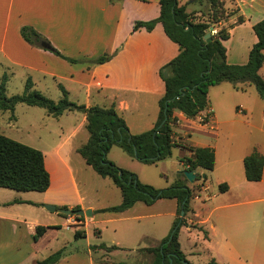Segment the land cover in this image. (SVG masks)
I'll list each match as a JSON object with an SVG mask.
<instances>
[{"label": "crops", "instance_id": "crops-1", "mask_svg": "<svg viewBox=\"0 0 264 264\" xmlns=\"http://www.w3.org/2000/svg\"><path fill=\"white\" fill-rule=\"evenodd\" d=\"M142 1L147 3H141L138 0H0V65L12 70H15L14 67L20 69L22 80L31 79L34 88H39L37 90L44 94L51 86L59 88L62 93L61 84L68 91L69 98L78 104L109 107L115 103L118 112L124 117L133 133L149 130L158 120L160 99L165 93V83L160 76V69L179 54L180 47L168 37L161 22L157 23L151 31L145 28L134 31V18L142 16L144 18L142 20H150L160 14L159 0ZM180 4H188V11L200 10L203 7L196 0L191 2L180 0ZM226 7L238 10L235 15L217 26L220 28L231 25L229 27L230 37L223 40L227 48V62L245 64L249 60L252 46L258 41L253 26L264 18V0H228ZM150 9L152 11L146 14ZM239 15L244 16V22L237 23ZM25 25L36 29L65 57L81 60L95 58L103 53L113 54V56L110 60L100 64L71 62L44 48L41 44L37 46L26 41L21 34V28ZM119 39H124L126 46L129 47L125 48V45L121 44V52H115ZM259 73L264 78V64ZM6 79L10 80V76H6ZM241 85L243 88H236L230 82H222L210 87L209 105L196 117L191 118L181 111L176 112L178 123L174 127V139L180 144L178 148L182 149L181 158L192 155L187 148L189 146L213 147L216 153L215 167L217 166L216 138L221 127L218 119V106L221 107L227 103L230 105L229 110L231 111L227 119L222 120V123L226 125L232 126L233 120L236 121L242 114H249L253 118L258 111L254 106L258 104L261 105L259 113L264 118V98L260 96L253 84ZM212 88H218L216 92L219 93V100L217 102L210 98ZM238 93L249 94L250 97L237 101ZM66 114L75 118L71 125L60 127L62 134L50 146L51 148L46 150L40 148L44 153L46 167L51 175L49 188L44 192H39L40 195L29 197L19 193H8L9 200H4V206L24 204L38 206L42 203L40 207L43 208L42 210H47L43 204L69 208L80 206L82 209H91L93 215L96 210H99L94 208L95 206L90 202H86V197L81 192L80 184L74 175L80 171L76 168L82 164L80 156L83 158L78 148L89 138L86 114L66 111L60 116ZM203 119H207L208 123L204 124ZM226 137L229 139L230 133L227 132ZM116 146L111 148L108 158L118 166L137 173L136 164L138 163L136 162L141 161L130 156L119 146L117 148L122 153L114 151ZM255 148L264 156V144H250L248 140H245L235 149L231 147L229 159L225 157L222 163L225 166L228 165L231 170L235 162L244 167V158ZM83 160L85 161L84 158ZM180 164L182 168L179 170L183 171L184 164L181 160ZM200 172L207 175L209 171L200 170ZM225 181H229L228 178ZM71 186L73 191H69ZM236 186L240 190L236 200L223 198L219 204L215 205L216 209L221 208L223 212L218 222H215L212 227L208 225L212 211L208 216H204V208L196 204L197 200H201V196L199 194L195 196L191 202L194 212L188 214L186 228L192 232L196 241L201 243L202 251L213 249L214 238L217 237L235 238L242 242L247 240L252 245L254 263L264 264V172L260 181L242 179L236 183ZM203 188L208 189L205 185L202 186ZM4 192L0 191L2 194H5ZM72 192L76 194V197L69 195ZM214 197L217 201L220 195L214 194ZM15 200L24 202H14ZM249 204L253 206L242 207ZM238 207H241L243 212L240 217L234 216L231 211ZM12 208L0 209V237L8 233L9 237L18 235L22 239L25 232L24 243L27 244V248L23 249L20 243L16 245L10 240L1 243L0 261L3 262L0 264L27 262L34 264L36 262L37 248L44 239L51 236L49 234L54 230L49 228L38 241H35L33 234L37 225L70 229L68 217L63 216L64 223L42 224L35 218L29 224L26 220L18 218L17 210ZM177 209L178 202L175 198H161L152 204L137 202L122 213L131 212V217L138 220L144 218L152 220L150 221V233H155L158 229L159 234L147 235L145 239L160 242L170 233L177 216ZM91 219L93 216L80 221L86 227ZM195 221L207 230L208 237L205 236L203 230L193 227ZM180 243L182 247L181 240ZM115 245L121 247L120 250H129L117 243ZM120 250L109 253L113 255ZM89 255L92 257V253ZM11 260L13 262H5ZM92 263L94 264L93 260L89 258V264Z\"/></svg>", "mask_w": 264, "mask_h": 264}, {"label": "trees", "instance_id": "trees-1", "mask_svg": "<svg viewBox=\"0 0 264 264\" xmlns=\"http://www.w3.org/2000/svg\"><path fill=\"white\" fill-rule=\"evenodd\" d=\"M227 1L196 0L203 7L200 10L188 11V4L181 5L180 0H159L161 9L158 17L135 22L134 31L141 28L151 31L157 23L161 22L168 37L180 47L179 54L160 69V76L165 83V93L160 99L158 120L149 130L133 133L124 117L118 112L115 103L109 107L78 104L69 98L68 91L61 84L62 97L56 101L40 90L34 89L31 79L26 81L22 94L12 96L7 94L6 75L0 83V108L2 110L14 112L17 104L24 103L45 108L48 114L54 117L66 111L86 114L89 138L78 148V151L86 163L100 176L111 178L122 193L120 204L96 210L97 212H122L140 201L152 204L161 198L177 200V216L170 233L157 246L140 248L154 253L152 264H192L181 247L180 229L188 225L187 216L194 212L191 205L192 199L198 195L197 193L208 179L207 175L204 177L200 170L207 172L215 168V149L213 147H187L192 155L184 156L180 160L184 164V170L195 171L196 181L191 184L183 170L179 172L176 182L165 188H157L142 182L135 172L122 168L110 160L108 153L113 146L117 145L130 156L147 164H156L171 156L173 148L180 145L174 139V127L178 123L176 112L181 111L187 117H196L209 105L210 87L222 82H230L236 88H243L241 84H253L260 96L264 98V78L259 73L264 64V18L253 26L258 41L252 46L249 60L245 64L227 62V48L223 40L230 37L229 27L231 25L220 27L215 34L212 33L210 37L205 38L210 26L216 28L221 22L238 12L235 8L228 9ZM244 21V16L239 15L237 23ZM21 34L26 41L37 46H41L42 41L50 43L29 25L21 28ZM48 50L71 62L80 61L65 57L52 45ZM111 58L112 55L106 53L92 62L100 64ZM244 167L247 180L260 181L264 172V156L255 148L244 158ZM50 184L51 175L46 167L43 151L0 133V188L23 192H44ZM219 189L222 192L227 191L228 183H221ZM14 202L24 201L15 200ZM72 209H81V207L75 206ZM182 211L185 212L184 216H182ZM61 214L68 217V215ZM77 218L84 220V217L80 215H77ZM54 227L56 226L37 225L33 239L38 241L49 228ZM199 228L208 237L207 230L203 227ZM74 235L76 238L86 237V231L76 230ZM120 249L122 248L117 245L108 246L105 243L90 245L94 261L129 264L114 260L109 253ZM65 255V248H61L43 259L36 260L34 264H57ZM108 256L112 260H108ZM208 264L219 263L213 259Z\"/></svg>", "mask_w": 264, "mask_h": 264}, {"label": "rangeland", "instance_id": "rangeland-1", "mask_svg": "<svg viewBox=\"0 0 264 264\" xmlns=\"http://www.w3.org/2000/svg\"><path fill=\"white\" fill-rule=\"evenodd\" d=\"M138 1L141 3H147L142 0ZM191 1L193 0H183V2ZM151 11L152 10L150 9L146 14H149ZM142 19H144L142 16L136 17L134 18L133 23L135 24L136 21ZM216 30L218 31L219 28L216 27ZM121 44H123V46L125 45V48L129 47L126 46L124 39H119L115 52H121ZM111 55L113 56V54ZM95 58L81 59L80 62L92 65L95 64L92 62ZM14 68L15 70H12L0 65V83L5 78V75L10 76V80L8 79L6 82L7 94L9 96L22 94L26 86V81L22 80V71L16 67ZM217 89L218 88H212L210 93V98H212L214 102L219 100V93L216 92ZM45 94L56 101L62 97L59 88L54 86H51L49 90L45 91ZM248 97H250L249 94L238 93L236 95L237 101L247 99ZM260 106L261 105L259 104L254 106L258 111H256L253 118L249 114H242L239 119L236 121L233 120L234 122L231 123L232 126L222 123V120H226L229 111H231L229 110L230 105L227 103L226 105L221 107L218 106L217 108L218 119L221 123V127L218 131L219 134L216 138L218 144V164L212 171L207 172L208 179L205 186H207L208 189L205 190L203 188L202 191L200 190L197 194L201 196V200L199 199L196 201L198 206L204 208V216H208L212 211L210 215L211 220L210 223H208L210 227H212L215 222H218V218L223 212V209L221 208L216 209L215 205L219 204L223 198L227 200H236L235 198L240 191L236 186V183L240 182L242 179H246L243 165H238L235 162L233 164V170H231L228 165L225 166L222 163L225 157L229 159V149L231 147L235 149V147L243 143L245 140H248L250 144H264V118L262 117V114L259 113ZM74 119L75 118H72L69 114L54 117L49 115L45 108L19 103L16 105L14 112L10 110H2L0 108V133L32 147L38 149L44 148V150H46L47 148H51L50 146L59 139V136L62 134L60 127L70 126ZM227 132L230 133L229 139L226 137ZM211 144L214 145V143ZM114 151L122 153L117 146L114 147ZM181 155L182 149L176 146L173 149L172 156L159 161L157 164L136 162L138 163L136 164V169L138 170L136 171V174L141 181L152 184L157 188L168 187L174 184L179 177V169L182 168V165L180 164ZM80 159H82V164H79V167L75 166L80 171L77 174L74 173V175L80 184L81 192L86 197V202L93 204L96 209L120 204L122 202L120 188L115 185L111 178L100 176L92 167L86 164L81 156ZM223 178L225 180L228 178L229 181H225ZM223 182L229 183L230 189L228 191H220L219 185ZM0 191H5V194L0 193V209H4V207L15 208L18 213V218L26 220L29 224L31 221L35 220V218L40 220L42 224L65 222V216L63 217L58 210V212L42 210L43 208H40L42 203L38 206L26 204L21 206L3 205L4 200H9L8 193H19L20 195H28L25 197H29L31 195H40L39 192H19L9 188H0ZM69 191H73L72 186ZM214 194L220 195L219 200H214ZM69 195L71 197H76V194L73 192L69 193ZM202 198H205V200H202ZM203 202H205V205H203ZM252 206V204H249L242 207ZM231 211L236 217L243 215L241 207ZM77 215L78 214L68 215V227H70V229L65 227L53 228L54 230L49 234L51 236L44 239L41 245L37 248L38 252L36 260L43 259L55 251L65 248L66 255L58 263L89 264V258L93 260L89 255L91 253V244L105 243L107 245H115L117 243L123 248L129 250L116 251L112 255L116 261H124L129 264H152L154 261L153 252L140 249L144 247H154L159 243V241L153 239H145L147 235L159 234L158 229L155 233H150V221L152 220L145 218L140 220L135 219L131 217V212L95 211L94 215H92L93 219H91L85 227L84 223L77 218ZM92 216L83 215L84 219ZM193 225L194 228L200 229V226L196 221ZM23 228L25 230L24 225ZM73 230H85L87 236L76 238ZM24 236L26 237L25 232L22 235V239H20L18 235L9 237L8 233H6L5 236L3 235L0 237V244L10 240L16 245H19L20 243L21 247L26 249L27 244L24 243ZM180 240L182 242V248L187 254L188 259L192 261V264H208L213 259L221 264H255L252 257V245L247 240L242 242L235 238L222 239L217 237L214 238L213 249L202 251L200 249L202 247L201 243L196 241L192 232L188 231L186 228V225L182 226L180 229ZM65 257L66 260H64ZM107 258L108 260H112L109 256ZM93 262L94 264H102L94 260ZM23 264L29 263L27 262Z\"/></svg>", "mask_w": 264, "mask_h": 264}, {"label": "water", "instance_id": "water-1", "mask_svg": "<svg viewBox=\"0 0 264 264\" xmlns=\"http://www.w3.org/2000/svg\"><path fill=\"white\" fill-rule=\"evenodd\" d=\"M214 29L213 26H210L209 28V32L205 35V38H208L211 36L212 34V30ZM41 45L46 48V49H50L51 48V45L50 43L46 42V41H42L41 42ZM184 174L186 175L187 179L193 183L196 181V173L195 171L193 170H184L183 171ZM203 176L205 177L206 174L204 173ZM47 210L49 211H59L60 213H63L65 215H72V214H78L80 216H83V215H89V216H92L93 215V212L91 209H72V208H66V207H60L58 208L56 205H52V204H44L43 205ZM185 212L182 211V216H184Z\"/></svg>", "mask_w": 264, "mask_h": 264}, {"label": "built area", "instance_id": "built-area-1", "mask_svg": "<svg viewBox=\"0 0 264 264\" xmlns=\"http://www.w3.org/2000/svg\"><path fill=\"white\" fill-rule=\"evenodd\" d=\"M211 32H212V33H216V32H217L216 28H214V30H212ZM202 122H203L204 124H207V123H208V120H207V119H203Z\"/></svg>", "mask_w": 264, "mask_h": 264}]
</instances>
